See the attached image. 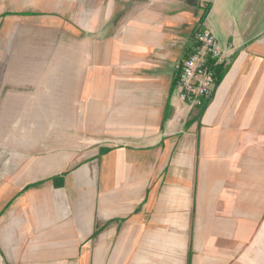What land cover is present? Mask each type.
<instances>
[{"label":"crops","instance_id":"1","mask_svg":"<svg viewBox=\"0 0 264 264\" xmlns=\"http://www.w3.org/2000/svg\"><path fill=\"white\" fill-rule=\"evenodd\" d=\"M127 1L82 11L81 43L98 47L92 85L81 93L91 92L98 110L114 109L108 121L142 125L141 135L127 138L140 142L99 144L43 186L16 187L0 202L4 264H18L21 229L41 227L48 238L123 228L119 245L137 258L109 264H264V0ZM206 27L228 50L227 63L211 97L190 109L173 85ZM78 188L85 198H59ZM152 236L166 243L154 245Z\"/></svg>","mask_w":264,"mask_h":264},{"label":"rangeland","instance_id":"2","mask_svg":"<svg viewBox=\"0 0 264 264\" xmlns=\"http://www.w3.org/2000/svg\"><path fill=\"white\" fill-rule=\"evenodd\" d=\"M30 1L0 0V202L16 187L39 181L43 186L61 175L80 159L76 153H86L103 143H138L140 141L127 138L141 135L142 131V125L137 123L108 121L114 109L98 110L92 93H88L89 100L81 93L87 81L92 85L98 45L81 43L82 30L77 23L83 10L89 6L96 9L104 1L41 0L34 3L35 6ZM110 2L112 0H105L104 5ZM116 2L127 4L128 1ZM25 12L34 14L24 16ZM99 113L103 115L102 123H97ZM34 164L45 166L46 171L40 172ZM84 189L78 188L71 195L59 198L80 200L87 196ZM128 223L129 220L124 226ZM118 231L120 233L114 236L58 234L48 238L44 227L40 233L37 229L23 228L20 237L23 250L15 254L20 256L18 264L33 261L37 264L45 260L76 262L82 256L90 261L101 258L106 261L104 264H109L110 260L129 263L137 252L131 253L132 256L124 252L119 241L127 237L121 234L123 228ZM164 238L152 236L149 239L156 245L166 243L161 241ZM135 240L139 245L140 241L144 242V236L137 235ZM33 243L49 246L51 250L28 251ZM98 247L103 248L100 255ZM139 253L141 257L147 254ZM5 259L0 250V264H4Z\"/></svg>","mask_w":264,"mask_h":264},{"label":"built area","instance_id":"3","mask_svg":"<svg viewBox=\"0 0 264 264\" xmlns=\"http://www.w3.org/2000/svg\"><path fill=\"white\" fill-rule=\"evenodd\" d=\"M228 50L210 28L196 31L191 53L181 64L177 95L192 109L211 97L216 86V66L227 63Z\"/></svg>","mask_w":264,"mask_h":264},{"label":"trees","instance_id":"4","mask_svg":"<svg viewBox=\"0 0 264 264\" xmlns=\"http://www.w3.org/2000/svg\"><path fill=\"white\" fill-rule=\"evenodd\" d=\"M207 11V10H206ZM181 70V69H180ZM214 70H215V74H216V84H218L219 83V81L221 80V78H222V76H223V74H224V72H225V68H223V67H219V66H216L215 68H214ZM177 82L178 81H175L174 82V85H173V88L175 87L176 88V86H177ZM41 182L39 181V182H35L34 183V185H37V184H40ZM30 186H33V185H30ZM27 187H29V185H27Z\"/></svg>","mask_w":264,"mask_h":264}]
</instances>
